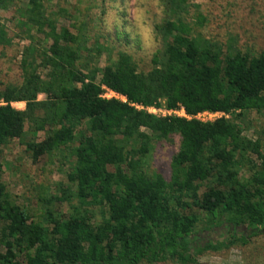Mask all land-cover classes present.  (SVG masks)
Returning <instances> with one entry per match:
<instances>
[{
	"label": "trees",
	"instance_id": "trees-1",
	"mask_svg": "<svg viewBox=\"0 0 264 264\" xmlns=\"http://www.w3.org/2000/svg\"><path fill=\"white\" fill-rule=\"evenodd\" d=\"M155 1L157 48L142 72L123 51L93 65L105 49L86 42L84 21L60 26L44 7L51 0H0V10L24 5L15 25L27 42L19 83L0 89V147L28 135L22 144L33 164L66 152L73 187L42 199L46 208L32 219L0 180V264H200V256L264 232V153L242 133L244 115L264 112V51H223L202 38V14L186 19L188 0ZM7 44L0 24V46ZM103 88L125 101L102 98ZM16 102L24 108H13ZM135 106L180 107L190 118L155 117ZM202 112L223 116L193 118ZM172 136L178 146L168 178L148 173L152 141ZM55 201L69 213L56 212ZM217 230L222 241L197 240L198 231Z\"/></svg>",
	"mask_w": 264,
	"mask_h": 264
},
{
	"label": "rangeland",
	"instance_id": "rangeland-1",
	"mask_svg": "<svg viewBox=\"0 0 264 264\" xmlns=\"http://www.w3.org/2000/svg\"><path fill=\"white\" fill-rule=\"evenodd\" d=\"M188 3L186 19L190 23L194 22L197 11L205 18L204 26L199 29L205 40L223 51L227 47L250 55L264 51V0H188ZM23 6L15 3L0 10V24L3 25L9 42L6 46H0V89L20 81L17 63L27 42L21 29L15 25V20L16 9ZM195 6H199L198 10ZM44 7L48 13H56L60 26L69 27L70 21L76 22L72 17L85 22L86 42L94 44L96 40L105 49L93 62L98 68L105 64L107 57L114 59L118 51L131 55L139 71L145 72L150 68L149 60L157 48L151 34V26L158 18L155 0H51ZM69 30L74 33V30ZM38 37L41 39L40 35ZM37 99L43 100L44 96L38 95ZM11 106L17 110L24 108L23 103H12ZM242 127L245 137L259 140L264 153V112H249L244 115ZM26 129L25 125L24 130ZM144 132L152 137L148 131ZM41 137L42 133H38L36 140ZM28 140L29 136L25 135L21 140H11L0 147V180L12 200L25 208L32 219H36L46 208L42 199L67 196L73 187L65 179L69 168L67 153L43 155L33 164L22 144ZM177 146V136L152 141L151 150L144 161L145 170L167 179L169 160ZM240 176L246 177L247 174L240 171ZM206 185L202 183L200 191ZM70 203H74V200ZM52 208L62 216L69 213L65 202L55 201ZM199 222L198 228L203 227L202 216ZM196 235L199 241L203 236L215 241L225 238L224 233L219 230L208 234L198 231ZM198 262L264 264V232L250 237L244 246L232 245L216 254H204L198 258Z\"/></svg>",
	"mask_w": 264,
	"mask_h": 264
},
{
	"label": "built area",
	"instance_id": "built-area-1",
	"mask_svg": "<svg viewBox=\"0 0 264 264\" xmlns=\"http://www.w3.org/2000/svg\"><path fill=\"white\" fill-rule=\"evenodd\" d=\"M102 98L105 99H119L121 101H125L123 97L115 94L112 91H109L105 88H103V93L101 94ZM137 109L144 110L148 114H151L155 117H166V116H176V117H184V118H190L186 116L183 112V110L179 107L178 109L168 110L164 108H155V107H141V106H135ZM223 115L221 113H209V112H202L198 113L195 116H193L194 119L200 121V122H210L216 118L222 117ZM226 117V116H224Z\"/></svg>",
	"mask_w": 264,
	"mask_h": 264
},
{
	"label": "crops",
	"instance_id": "crops-1",
	"mask_svg": "<svg viewBox=\"0 0 264 264\" xmlns=\"http://www.w3.org/2000/svg\"><path fill=\"white\" fill-rule=\"evenodd\" d=\"M15 104H22L21 102H16Z\"/></svg>",
	"mask_w": 264,
	"mask_h": 264
}]
</instances>
